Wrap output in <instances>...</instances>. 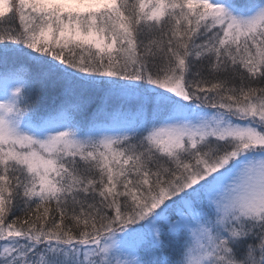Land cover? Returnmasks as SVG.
<instances>
[{"label": "snow or ice", "instance_id": "1", "mask_svg": "<svg viewBox=\"0 0 264 264\" xmlns=\"http://www.w3.org/2000/svg\"><path fill=\"white\" fill-rule=\"evenodd\" d=\"M0 264H264V0H0Z\"/></svg>", "mask_w": 264, "mask_h": 264}]
</instances>
